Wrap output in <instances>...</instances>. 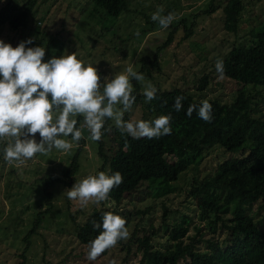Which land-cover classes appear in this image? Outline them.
I'll list each match as a JSON object with an SVG mask.
<instances>
[{"label": "rangeland", "instance_id": "374dc122", "mask_svg": "<svg viewBox=\"0 0 264 264\" xmlns=\"http://www.w3.org/2000/svg\"><path fill=\"white\" fill-rule=\"evenodd\" d=\"M5 1L0 0V5ZM14 1L19 4L22 0ZM207 1L127 0V9L114 16L102 9L93 10L91 0H35L26 24L17 30L3 25L0 39L15 47L21 41L33 38V43L26 47L44 46L45 62L64 52L76 51L85 63L97 68L101 83L105 77L123 72L130 64L136 70L141 65L139 57L149 55V58L144 57L149 73L142 70L145 79L139 81L140 91L144 92L147 83L151 82L159 89L180 87L195 99H217L228 103L234 99L239 84L225 75L220 77L215 63L232 45L251 43L254 33L259 30L257 23L264 17V0H243L234 30L225 26L220 6L208 13H198ZM160 8L164 15L175 14L173 23L176 22L178 27L167 45L156 53L155 62H150L148 59H153L155 44L165 39L168 28L155 25L154 29L142 34L140 29L147 23L146 14L151 18ZM180 17L186 18V25L193 24L185 37L182 36ZM202 76L206 81L198 89ZM244 89L251 93L252 115L264 117V87L247 85ZM145 103V100L133 103L123 119L152 120L160 116ZM109 121L115 125L114 120ZM80 123L83 124V119ZM102 138L103 151L109 154L115 143L109 137ZM36 139L39 141V134ZM5 144L6 140H0V264H17L18 253L26 244L24 234L37 213H40V219L36 231L29 232L23 264H110L112 260L116 264H144L140 240L147 235L152 248L163 250L171 246L164 222L179 220L181 213L189 215L193 222L197 221L196 207L189 193L191 179L195 177L200 181L213 174L215 164L229 154L220 146L206 150L196 167H187L172 181L174 187L169 191L163 192L156 184L147 185L141 181L117 202L108 198L100 204L89 202L82 207L79 201L68 199L66 190L87 175L97 173L101 159L95 141L87 136L83 138L76 155L77 170L70 184L66 182L69 177L63 176L61 170L70 161L77 147L75 144L68 153L54 149L47 155L37 154L22 166L5 161ZM48 176L60 178H55L47 187L51 194L50 205L45 201L46 190L42 188ZM47 206L50 207L48 212ZM100 206L116 208V214L127 220L130 236L123 241L124 245L118 243L95 261H90L87 259L88 245L76 240L75 224L81 222L91 209ZM196 245L203 246V239Z\"/></svg>", "mask_w": 264, "mask_h": 264}, {"label": "trees", "instance_id": "16d2710c", "mask_svg": "<svg viewBox=\"0 0 264 264\" xmlns=\"http://www.w3.org/2000/svg\"><path fill=\"white\" fill-rule=\"evenodd\" d=\"M91 1L93 10L102 9V12L114 16L127 9V0ZM34 4L35 0H22L19 4L14 0H6L0 5V28L7 25L17 30L24 26ZM219 6L225 26L234 30L243 0H208L198 13H208ZM146 17L147 23L140 29L141 34L154 29L155 25L159 26L147 14ZM185 19L180 17L179 20L184 37L193 26L192 23L186 25ZM257 25L259 30L254 33L251 43L232 45L222 57L224 75L235 80L239 86L231 102L205 99L212 105L211 123H206L198 116V108L203 100L195 99L177 86L157 88L156 98L145 104L160 115L171 114L170 135L159 139H133L106 119L102 137L113 140L115 147L106 154L102 148L103 138L95 141L101 159L98 171H119L124 178L109 194V199L115 202L124 193L134 190L141 181L147 185L156 184L163 192L171 190L174 187L172 181L187 167H196L204 152L213 146H220L229 152L215 164L213 174L202 177L200 181L195 177L191 179L189 193L196 207L197 221L193 222L189 215L181 213L179 220L164 222L171 246L163 250L152 248L147 235L140 240L144 264H264V117L252 115L251 93L244 89L247 85L264 87V17ZM177 27L176 22L168 27L165 39L155 44L153 59H148L150 62H155L156 53L167 45ZM147 56L149 58V55L139 57L141 65L135 70L138 73H145L143 69L149 73L143 62ZM205 81V76H202L198 89L202 88ZM131 83L132 95L136 97L134 103L144 101L140 82L132 79ZM177 96L184 97L179 112L173 107ZM193 104L197 105V110L189 116L186 113ZM82 119L77 117L78 127ZM82 141L83 138L67 166L61 170L63 176L69 177L66 181L68 184L73 183L71 181L78 166L76 155ZM55 178L60 179L58 176L46 177L42 186L46 190L45 201L48 205L51 194L47 187ZM47 210L50 207L47 206ZM105 212L116 214L117 210L105 206L93 208L81 222H77L76 240L88 245L100 231L93 228V222H101ZM39 219L40 213H37L24 234L26 244L18 253L17 264L24 262L29 232L36 231ZM201 239L204 245H196ZM119 244L124 245L125 242ZM126 248L128 250L129 246Z\"/></svg>", "mask_w": 264, "mask_h": 264}, {"label": "clouds", "instance_id": "9594fccd", "mask_svg": "<svg viewBox=\"0 0 264 264\" xmlns=\"http://www.w3.org/2000/svg\"><path fill=\"white\" fill-rule=\"evenodd\" d=\"M162 13L163 9H158L151 19L161 29H167L176 16L172 12ZM32 43L30 37L13 47L0 39V140H6L3 153L8 163L22 166L37 154L47 155L54 149L68 153L86 136L100 141L106 119L114 120L116 127L133 139H159L171 134L170 113L152 120L123 119L136 99L132 95L131 80L145 79L131 64L123 72L105 77L101 83L97 68L85 63L76 51L64 52L45 62V47H26ZM215 69L223 77L222 58L217 59ZM156 93L157 88L148 82L143 92L145 102L155 99ZM183 99L182 96L175 98V111L181 110ZM195 110L197 105H190L186 114L191 116ZM198 116L206 123L212 122V105L207 100L200 103ZM77 117H83L79 127ZM109 172L98 171L75 182L66 190L68 199L79 201L82 207L89 202L106 201L124 179L119 171ZM126 225L127 220L113 212H105L101 222H93V228L100 231L88 244L87 259L95 261L108 249L127 240L130 232Z\"/></svg>", "mask_w": 264, "mask_h": 264}, {"label": "water", "instance_id": "95a60500", "mask_svg": "<svg viewBox=\"0 0 264 264\" xmlns=\"http://www.w3.org/2000/svg\"><path fill=\"white\" fill-rule=\"evenodd\" d=\"M85 135H86V130H85Z\"/></svg>", "mask_w": 264, "mask_h": 264}]
</instances>
